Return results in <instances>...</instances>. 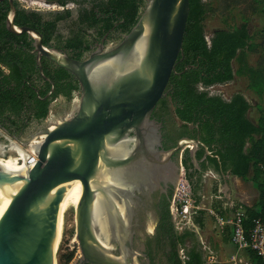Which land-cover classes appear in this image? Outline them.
Segmentation results:
<instances>
[{
    "label": "water",
    "instance_id": "95a60500",
    "mask_svg": "<svg viewBox=\"0 0 264 264\" xmlns=\"http://www.w3.org/2000/svg\"><path fill=\"white\" fill-rule=\"evenodd\" d=\"M188 2L146 0L136 23L115 44L107 45L103 37L81 59L44 45L34 28L16 25L10 5L5 26L30 37L40 76L51 82L41 68L45 57L73 75L79 97L71 112L47 122L25 141L11 136L24 148L43 139L35 146L34 163L21 169L0 164V264H53L61 199L77 183L81 196L74 210L75 264H140L137 256L143 254L133 248L127 188L142 191L150 173L158 179L171 169L175 186L184 156L178 159L179 151L196 160L195 151L203 145L198 136L181 137L174 147L159 149L161 122L151 117L182 52ZM141 39L140 54L136 45ZM174 153L178 165L171 160ZM96 197L109 231L106 244L93 221Z\"/></svg>",
    "mask_w": 264,
    "mask_h": 264
},
{
    "label": "trees",
    "instance_id": "16d2710c",
    "mask_svg": "<svg viewBox=\"0 0 264 264\" xmlns=\"http://www.w3.org/2000/svg\"><path fill=\"white\" fill-rule=\"evenodd\" d=\"M65 1L59 0V3L64 4ZM145 2L93 0L89 9L79 10V21H87L89 26L96 28L95 39L107 33L108 40H119L136 23ZM258 2L251 0L247 3L251 9L241 15L240 25H236L231 16L226 17L225 28L215 31L208 43L202 23L205 4L202 0H189L182 52L177 56L165 95L157 101L151 114L152 118L162 123V129L169 126L175 132L173 145L184 135L190 138L197 135L203 145L215 149L213 152L219 156L224 172L229 170L243 180L252 182L258 191V199L255 206L245 208L246 227L264 212V176L259 177L258 169V163L264 161V119L259 117L253 123L247 118L250 105L243 95L236 93L227 100L220 95L209 94L204 88L230 81L233 78L232 62L240 63L246 52L254 51L253 35L248 33L245 24L250 15L261 12ZM68 14V11L65 14L57 13L45 18L44 23L38 22L39 16L34 17L37 22L32 26L42 35L44 45L51 46L57 21ZM4 16L0 18V65L6 67L8 72L0 69V128L10 137H19L33 121L39 123L46 117L52 98L62 95L69 100L73 91H79V86L73 75L45 57L41 58V68L52 83L41 77L35 53L32 52V40H27L29 36L26 33L8 31ZM26 20L33 19L23 10L17 11L15 21L25 24ZM92 41L76 33L61 43L65 49L75 53L74 58L80 59L84 52L91 50ZM261 42H264V35ZM244 69L245 65H240L235 72L240 73ZM247 72L248 87L261 93L264 89V70L261 67L247 68ZM52 84L54 88L46 96ZM200 155L201 151L196 159ZM208 159L217 166L215 157ZM249 172L251 175H247ZM163 228L164 237H170L168 258L172 264H181L177 245L184 238L192 239L190 247H183L185 264H203L194 231L185 230L177 234L168 211L167 224ZM248 255L255 260L253 252L249 251ZM71 258L72 253H69L64 262Z\"/></svg>",
    "mask_w": 264,
    "mask_h": 264
},
{
    "label": "rangeland",
    "instance_id": "374dc122",
    "mask_svg": "<svg viewBox=\"0 0 264 264\" xmlns=\"http://www.w3.org/2000/svg\"><path fill=\"white\" fill-rule=\"evenodd\" d=\"M250 1L251 0H202V2L205 4V14L202 23L204 25L205 39L207 40V42L209 43V39L215 31L225 28V21L230 16L233 18V21L236 25L242 24L240 17L242 14H244V12H246L245 10L249 12V10L251 9L247 6V3ZM17 2L20 7L30 11L43 13L47 17H51L57 13L65 14V12L68 11V16L57 21L56 28L52 37V43H60L64 41V39L71 37L76 33L82 34L88 39L94 38L96 28L88 27L85 24H81L79 22L80 7L90 6V3H85V0H67L66 3L63 5L58 3L56 0H17ZM42 4H46V6ZM258 5L261 8V12L250 15L245 24L248 33L253 35V42L255 43L254 51L246 52L242 62H232L233 78L230 81L221 84H214L204 88V90H207L209 94H217L223 97L224 99H229V97H231L235 93L242 94L247 99L250 105L247 112V118L253 123H256L259 117H261V119H264V89L262 88L261 93H257L251 88H249V73L247 72V68L255 69L261 67L264 70V42H261L262 37L264 35V0H259ZM117 40H107L106 44L111 46L115 44ZM240 65H245V69L243 70V72L236 73L235 70ZM0 69L4 73L8 72L7 68L2 65H0ZM200 89L203 88L200 87ZM76 97H79V91H73L72 97L69 100L63 97L62 95H57L55 98H52L49 103V113L50 116H53V120L63 116L66 112H71L73 105L76 104V100H74V98ZM46 123L47 118L43 119L39 123H34L30 125L27 130L21 136H19L18 139L21 141H25L31 133L36 132ZM10 140L14 139L8 136V133H6L3 129L0 128V145L2 146L3 152H5V155H8V158L11 159L13 154L11 150L8 149ZM187 145H189V147H192L190 143H187L186 146ZM184 153L185 151L180 150L178 153V159H180L181 154L184 155ZM192 161L197 167L198 160L196 159ZM188 163L191 167L190 162ZM208 170L212 169L208 168L204 171L203 174H201L197 171H192L190 169L189 179L186 174H184L185 171L182 172L183 177H186V179H188V181L190 182L189 184L192 186V189L195 194L201 192L202 189H207L210 183H212L213 185H222L224 184V182L227 184L229 182L230 185H234V179H236L237 181V179L239 180L240 178V176L234 174H232V176H230L229 178H224L223 175H218V173L213 170L207 175H205ZM226 174L227 173H225L224 175ZM247 175H251V172H249ZM259 177H262L260 173ZM242 182V188H238L248 192L247 190H249L251 181L242 180ZM249 191L250 194L252 192V194L249 195V197L251 198L250 202L252 203V205H254L257 194L251 188ZM204 217H206V215H204ZM199 226L200 229L195 230L196 236H194V240L195 242H197V246L200 250L201 239H206L212 246L214 243H217L216 236L214 235L215 228H213L212 222L209 224H205V222L201 223L200 220ZM61 236L62 237L60 238L59 244L54 251L53 264H75L79 257V248L77 241H73V236H75V221L74 212L72 211V209H68L63 214V227ZM191 244L192 239L190 238H184L182 242L180 241L177 245L178 255L180 247L187 248L190 247ZM225 246L231 248V244L229 245L228 242V236H225V238L223 239L222 248L225 249ZM214 250L215 254L217 255L218 247L215 246ZM69 253H72V258L70 259V261L64 262L65 256ZM201 253L203 254V257L206 260L207 258L204 256L206 253L204 251H201ZM225 256H218V260L227 261V259L229 258H226Z\"/></svg>",
    "mask_w": 264,
    "mask_h": 264
},
{
    "label": "flooded vegetation",
    "instance_id": "af4514ba",
    "mask_svg": "<svg viewBox=\"0 0 264 264\" xmlns=\"http://www.w3.org/2000/svg\"><path fill=\"white\" fill-rule=\"evenodd\" d=\"M56 1L59 3V0ZM86 2L90 3V6L80 7L79 10L89 9L91 7L92 1L85 0V3ZM11 4L15 7L14 23L18 26H29L34 28L32 24L34 22H37L34 20L35 16H39V20H38L39 23H44L45 18H48L43 13L30 11L20 7L18 5L17 0H11V3L10 0H0V18L1 15L6 16L7 11L9 10ZM19 10H23V12L25 14H28L33 20L32 21L26 20L25 24H19L17 21H15L17 11ZM80 23L85 24L88 27H91L89 26L87 21ZM103 37H106L105 41L108 40L107 33H105V35H103L101 38L98 39L90 38L89 40L91 41L93 40L92 43L90 44V49L92 50ZM29 39L30 38L27 37V40ZM51 46H54L66 52L70 57H73L75 55L73 51L65 49L61 42L60 43L51 42ZM89 51L84 52L81 58L84 55H86ZM154 119L156 120V118ZM34 123L37 122L33 121L31 125ZM160 135H161V139H160L161 145L159 146V149H170L176 145L177 141L175 142L174 145L172 143V140L175 136V132L172 130L171 127L167 126L164 129H162V123H161ZM183 137H190V136L184 135ZM186 147L188 148L189 146ZM1 148L2 146L0 145V149ZM214 150L215 149H210L205 145H199L195 151V156H197L198 153L201 151V155L197 159L198 160L197 167L194 165L192 161L191 154L185 151L183 160H181L180 163L181 168L180 170H177L178 176H180V174L183 171H185L184 174H186V176L189 179L190 169L192 171H197L198 173L201 174H203L204 171L208 168L212 169L213 171H217L219 173H224L223 165L220 162V158L218 155H216L213 152ZM208 157H215L218 160L217 166L213 162H211L208 159ZM171 160L177 163L178 165L177 153L171 155ZM188 162H190L191 167L189 166ZM212 170H208V172H206L205 175L210 173ZM226 172L228 173V176H230V174L232 175V173H230L229 170H226ZM174 175L175 174L172 171V169L169 170L168 173L165 172L161 174L158 177V179L155 177L154 174L150 173L147 177L148 187L143 188L142 191H139L131 187L127 188L126 190L127 200L129 203L127 211L129 214V222L133 230V248L140 251L143 254L137 256V259L140 262V264H172V262L168 258L169 251L171 250L170 237L168 236L164 237L163 227L166 226L167 224V211L169 212V208H168L169 201L174 188V181H175ZM148 221H152L153 223V229H151L152 231L150 232H148L149 230L147 228ZM170 221L172 223L171 217H170Z\"/></svg>",
    "mask_w": 264,
    "mask_h": 264
},
{
    "label": "built area",
    "instance_id": "2783aa9c",
    "mask_svg": "<svg viewBox=\"0 0 264 264\" xmlns=\"http://www.w3.org/2000/svg\"><path fill=\"white\" fill-rule=\"evenodd\" d=\"M74 100L77 102L78 98L76 97ZM47 115L45 117L47 122L53 121V116H50V113ZM42 139L43 137H40V141ZM36 160L34 150L28 152L25 167ZM258 169L264 176V161L258 163ZM189 183L181 173L171 194L168 208L175 232L182 233L189 230L196 233L195 219L198 216L205 218L204 215H206L209 220L215 221L214 227H219V233L224 231V227L229 228V239L235 248V253L229 258V264H252L247 254L248 251L253 252L259 264H264V212L252 219L251 225L246 227L243 202L227 198L220 184L210 183L207 189H202L201 192L195 194ZM200 244L201 251L207 252L204 255L207 259L205 260L203 257V264L216 263L217 259L208 243L205 240H200ZM238 252H243L245 256L238 255ZM179 258L181 264H185L186 255L183 247L179 248Z\"/></svg>",
    "mask_w": 264,
    "mask_h": 264
},
{
    "label": "bare ground",
    "instance_id": "6f19581e",
    "mask_svg": "<svg viewBox=\"0 0 264 264\" xmlns=\"http://www.w3.org/2000/svg\"><path fill=\"white\" fill-rule=\"evenodd\" d=\"M42 5L46 6V4H42ZM136 48L138 52L141 54L144 48V39H141L140 41H138ZM39 142H40V138H36L26 148H24L21 146V144L13 140H10L8 149L11 150L13 156L11 159L8 158V155H5V152H3L1 148L0 149L1 151L0 152V164L10 169L24 168L25 163L27 162V153L34 150L36 144ZM80 196H81V189L78 183L73 185L72 187L67 188L64 191V194L62 196L61 203H60V207L62 208L60 235H59V239H58L55 249L57 248L59 244L60 238L62 237L61 235H62V227H63V214L68 209H72V211L74 212V210L76 209L77 203L80 199ZM93 212H94L93 214L94 224L98 226L97 236L100 239V241L106 244V242L109 239V231L107 229V222H106L105 215L103 214V207H102V203L99 197H96L94 199ZM147 228L149 230L148 232L152 231L151 230L153 229L152 221H148ZM73 241H76L75 236H73Z\"/></svg>",
    "mask_w": 264,
    "mask_h": 264
},
{
    "label": "crops",
    "instance_id": "0c3cea01",
    "mask_svg": "<svg viewBox=\"0 0 264 264\" xmlns=\"http://www.w3.org/2000/svg\"><path fill=\"white\" fill-rule=\"evenodd\" d=\"M236 94V93H235ZM234 95V94H233ZM242 95V94H241ZM230 98V97H229ZM245 98V97H244ZM246 99V98H245ZM228 100V99H227ZM247 100V99H246ZM249 103V102H248ZM248 112V111H247ZM216 173H218V175H223L224 176V178L226 177V178H229L230 176H232V175H230V176H228V173L227 172H224V173H227L226 175H224V173H219V172H217L216 171ZM242 178H239V180L237 179V181H236V179H234V181H235V184L234 185H230L229 184V182H228V184L227 183H225L224 182V184H222L221 185V188H222V190H223V192H224V194H225V196L227 197V198H231L233 201H241V202H243V204H244V207L245 208H247V207H253V206H255L256 204H257V199H258V191H257V189L253 186V184H252V182L250 183V187H249V190H250V188L252 189V190H254V192L257 194L256 195V201H255V204L254 205H252V203L250 202V197H249V195H251L252 194V192H251V194H250V191L249 190H247L248 192H246V191H244V190H241L240 188H242ZM239 184H238V183ZM254 188H253V187ZM238 187H240V188H238ZM236 194H237V196H239V197H237L236 196ZM200 220H201V223L203 222H205V224H209V223H213V228H215L214 227V225H215V221L213 220H209L207 217H205L204 218V221H203V217H200V216H198L196 219H195V221H196V223H197V229H200ZM219 231V227L218 228H215V231H214V235L216 236V241H217V243H214L213 244V246L209 243V241H207L206 239H201V240H205L207 243H208V245L210 246V248H211V250H212V253H213V255L216 257V259H217V262L216 263H220V264H224V263H228V261H229V259H227V261H219L218 260V256H221V257H223V256H225L226 258L228 257V258H230V256L232 255V254H234L235 253V248L233 247V245L231 244V242H230V237H229V228L228 227H224V231H222V232H218ZM225 236H228V242H229V245L231 244V248H229V247H227V246H225L224 248L225 249H223L222 248V244H223V239L225 238ZM221 238H222V240H221ZM218 239V240H217ZM215 246H217L218 247V254L216 255L215 254V250H214V247ZM201 251V250H200ZM206 252V251H205ZM249 252V251H248ZM248 252H247V254H248ZM207 253V252H206ZM242 255V256H245V254L243 253V252H238V255ZM202 256H203V254H202ZM248 257H249V259L251 260V263L252 264H259V262H258V260H257V258H255V260H253V259H251L250 258V256L248 255ZM216 263H214V264H216Z\"/></svg>",
    "mask_w": 264,
    "mask_h": 264
}]
</instances>
